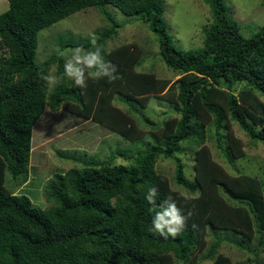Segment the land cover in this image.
<instances>
[{
    "label": "trees",
    "instance_id": "1",
    "mask_svg": "<svg viewBox=\"0 0 264 264\" xmlns=\"http://www.w3.org/2000/svg\"><path fill=\"white\" fill-rule=\"evenodd\" d=\"M204 1L212 23L200 48L183 50L168 33L163 0H8L0 14V46L8 54L0 59V264H231L219 245L227 241L250 250L243 242L253 235L255 258L264 253L262 181L229 174L205 147L194 153L192 178L174 156L186 142L202 143L208 126L232 162L238 156L230 145L223 148L228 120L264 145V25L244 36L223 0ZM106 5L145 22L159 58L179 78L169 83L137 73L128 46L104 54L101 46L119 27ZM89 7L110 27L84 43L60 38V50L36 61L38 32ZM65 48L88 51V63L75 70V62L62 56ZM174 84L172 111L178 117L155 122L144 116L149 96L171 99ZM115 95L126 112L111 103ZM47 106L95 121L128 146L54 173L43 186L52 206L40 208L6 185L18 188L28 180L32 129ZM131 114L142 117L148 133ZM119 155L127 164H112ZM160 157L174 158V182L186 194L171 189L156 170ZM206 230L214 240L199 258Z\"/></svg>",
    "mask_w": 264,
    "mask_h": 264
},
{
    "label": "rangeland",
    "instance_id": "2",
    "mask_svg": "<svg viewBox=\"0 0 264 264\" xmlns=\"http://www.w3.org/2000/svg\"><path fill=\"white\" fill-rule=\"evenodd\" d=\"M223 1L230 16L238 23L240 33L244 36L264 25V0ZM162 4L167 30L175 46L183 50L200 48L204 37L203 31L212 23L210 6L204 0H163ZM7 8L8 0H0V14ZM104 8L119 24L113 36L101 46L104 54L128 46V50L133 52L134 57L132 69L137 73H151L155 79L169 81V83L179 78V75L169 69L159 58L155 34L149 30L145 22L127 17L111 5H106ZM108 27L110 24L96 8L89 7L75 12L38 32L36 61H42L60 50V38L68 39L70 43H84L93 38L96 31ZM61 53L65 61L75 62V70L82 62L88 63V56H90L88 51L81 48L75 51L65 48ZM7 55L6 49L0 46V59ZM54 71L55 64L49 70L52 78ZM240 87L241 85H237L236 89ZM176 88L177 84H174L172 89L174 94L171 99L163 98L159 96L160 94L150 95L146 106L141 108L143 115L155 122L178 117L172 111ZM118 98L119 95H115L111 103L122 112H126V104L119 102ZM261 99L264 101V96ZM131 116L138 128L148 133L149 127L143 122L142 117L135 114ZM204 133L202 143L199 142L197 145L194 142H186L183 148L174 154L184 164L185 174L189 178L193 177L194 153L200 147H205L211 159L229 174H246L260 179L264 196V145L259 141L251 140L236 122L228 120L226 130L222 131L223 148L230 145L232 148L228 150L238 156L229 162L218 149L214 132L205 126ZM127 146V141H124L117 133L95 121L76 116L63 108L52 111L47 106L32 129L31 155L28 165L30 180L18 188H10L9 185H6V188L15 194L28 195L32 203L40 208H49L52 204L44 200L43 186L54 173H63L71 167H80L82 160L94 157L107 158L111 152L116 151L117 147L126 148ZM112 164H127V162L119 155ZM155 168L168 179L171 189L186 194L174 182L175 160L173 157L157 158ZM218 234L241 238L240 233L233 231L219 230ZM204 240L206 246L197 253L199 258L204 255L214 240L208 230ZM243 244L250 250L241 249L230 242L223 241L218 247V253L229 258L231 264H264V253H260L255 258V254L251 251L256 245V236L253 235Z\"/></svg>",
    "mask_w": 264,
    "mask_h": 264
},
{
    "label": "crops",
    "instance_id": "3",
    "mask_svg": "<svg viewBox=\"0 0 264 264\" xmlns=\"http://www.w3.org/2000/svg\"><path fill=\"white\" fill-rule=\"evenodd\" d=\"M30 180V176L28 177V180H27V182ZM28 196V195H27Z\"/></svg>",
    "mask_w": 264,
    "mask_h": 264
}]
</instances>
